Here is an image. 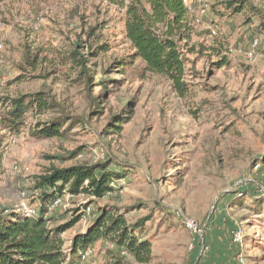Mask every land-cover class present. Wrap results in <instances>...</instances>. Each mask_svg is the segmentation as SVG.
<instances>
[{"label":"rangeland","instance_id":"374dc122","mask_svg":"<svg viewBox=\"0 0 264 264\" xmlns=\"http://www.w3.org/2000/svg\"><path fill=\"white\" fill-rule=\"evenodd\" d=\"M131 1H0V99L49 90L61 107L41 120L60 113L71 119L63 138L36 139L30 134L36 124L32 115L19 134L5 130L0 116V212H16L21 203L40 210L37 182L54 166L112 159L113 169L126 173L112 182L113 193L102 199L65 193L50 213L62 225L82 209L80 223L62 236L68 255L99 208L109 206L130 222H145L153 241L148 264H202L209 246L220 248L223 234H217L223 230L234 250L233 264H264V33L255 31L260 18L249 22L251 13L233 14L228 3L240 0H189L195 20L185 50L190 91L182 98L165 77L146 72L139 59L122 76L116 70L104 76L116 59L136 54L124 35ZM250 1L264 12V0ZM91 28L98 31L89 40ZM253 38L260 47L250 60L246 53ZM81 41L82 55L89 46L92 52L109 49L89 65L96 79L118 82L103 98L101 116H91L100 88L89 97L63 62ZM27 53L39 57L37 70L25 64ZM129 102L131 121L120 135H108L111 118ZM185 218L199 225L202 236L186 228ZM89 248L86 261L78 254L64 264H139L105 240Z\"/></svg>","mask_w":264,"mask_h":264},{"label":"trees","instance_id":"16d2710c","mask_svg":"<svg viewBox=\"0 0 264 264\" xmlns=\"http://www.w3.org/2000/svg\"><path fill=\"white\" fill-rule=\"evenodd\" d=\"M3 1V0H0ZM10 1V0H9ZM125 38L131 43L135 55L125 59L115 60L104 72V76L118 72L124 75L127 67L133 66L137 59L145 66V71L165 77L170 81L173 90L182 98L190 91L187 80V62L185 50L192 38L194 16L189 12L182 0H132L126 7ZM228 9L233 14L251 13L259 17V25L255 31L264 33V12L250 0H240L228 3ZM98 29L91 28L87 38H94ZM77 43L69 56L63 62L68 67L69 78L74 74L77 82H83L89 97L95 88H100L98 97H92L94 111L91 116L103 114L101 105L104 97L112 92V87L118 84L116 80L103 76L96 79L89 63L98 56L99 51H108L101 46L92 52L87 47L88 54L82 55L85 48ZM82 44V45H80ZM191 49L190 52H194ZM25 64L37 70L38 56L27 53ZM20 77L19 80H23ZM111 86V87H110ZM4 113L1 125L11 134H19L27 128L30 115L36 120L30 134L36 139L63 138V128L69 119L63 113L49 121H42L41 115L50 113L57 107L52 93L39 91L32 94H20L14 98L0 99ZM134 103H128L123 110L111 118L107 126L108 135H120L125 125L131 121ZM1 147V142H0ZM114 160L93 165H73L71 167H52L41 175L36 191H40L42 208L35 218H24L17 213L0 212V264H64L69 256L75 258L81 251L100 240H105L117 248L127 252L139 264H148L153 259V241L146 232L144 221L130 222L125 213L114 207L99 208L95 219L84 234L77 235L69 255L64 249L62 236L73 229L82 220L77 211L62 225H56L54 217L49 214V205L54 198L63 196L64 192L74 196L85 195L102 199L116 190L112 182H119L126 173L113 169ZM88 182V186H86ZM56 189V192H50ZM81 214V213H80Z\"/></svg>","mask_w":264,"mask_h":264},{"label":"built area","instance_id":"2783aa9c","mask_svg":"<svg viewBox=\"0 0 264 264\" xmlns=\"http://www.w3.org/2000/svg\"><path fill=\"white\" fill-rule=\"evenodd\" d=\"M183 1V4L185 6V8L191 12L192 8H191V2L189 0H182ZM214 33V32H213ZM215 34V33H214ZM260 47V41L259 39L257 38H253L252 42H251V49L246 53V56L248 59L252 60L256 57V51L257 49ZM20 172V170H19ZM113 184V183H112ZM86 186H88V182H86ZM50 192H56V189H53L52 191ZM67 193V192H64V194ZM72 194L68 193V196L70 197ZM74 196V195H72ZM41 203V206H42V202ZM62 204V197L61 196H57L54 198V201L52 202L51 205H49V214L53 211V208L55 207H58ZM82 210V209H81ZM87 211L90 212V208L87 209ZM84 212V211H83ZM14 213H17L19 215H21L22 217L24 218H35L38 216V213H39V209H34L33 207L27 205L26 203H21V206L18 208V210ZM83 216V215H82ZM184 223H185V226L186 228L196 237L198 238L201 233H202V230L199 228V225L193 220V219H190V218H185L184 219ZM202 236V235H201ZM235 240L237 242L240 241L238 235L236 234L235 236ZM194 248V247H192ZM91 248H88L86 249L85 251H81L79 253V258L83 261H86L88 259V257H90L91 255ZM239 262H242V261H239Z\"/></svg>","mask_w":264,"mask_h":264},{"label":"crops","instance_id":"0c3cea01","mask_svg":"<svg viewBox=\"0 0 264 264\" xmlns=\"http://www.w3.org/2000/svg\"><path fill=\"white\" fill-rule=\"evenodd\" d=\"M221 234H223V236H220ZM217 235L221 237L217 241L220 248H218V250L209 249V247H212L209 246L207 248V253L204 255V261L202 264H233L232 258L234 257V250L227 241L226 230H223V232H218ZM212 240L215 241L216 239L212 237Z\"/></svg>","mask_w":264,"mask_h":264}]
</instances>
